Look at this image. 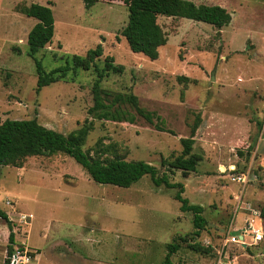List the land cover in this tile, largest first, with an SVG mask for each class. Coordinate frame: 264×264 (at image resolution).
Wrapping results in <instances>:
<instances>
[{"label":"rangeland","instance_id":"obj_1","mask_svg":"<svg viewBox=\"0 0 264 264\" xmlns=\"http://www.w3.org/2000/svg\"><path fill=\"white\" fill-rule=\"evenodd\" d=\"M188 1L220 6L231 20L216 29L158 16L166 44L151 61L131 52L120 36L127 22L120 0H97L87 9L82 0H0V123L35 119L66 135L87 120L84 151L94 155L99 144L108 157L154 166L158 175L183 185L182 196L203 208L206 221L191 238L192 214L180 212L176 189L156 187L148 176L128 188L103 185L67 155L36 156L19 168L0 167V210L11 222L15 247L40 249L48 259L49 245L65 243L86 264H161L166 245L183 236L210 251L196 253L181 242L171 256L174 264H264V239L224 246L230 230L246 221L264 233V220L252 212L264 205V0ZM32 3H50L53 16L51 43L36 55L42 69L101 45L95 63L102 67L112 57L122 67L104 77L101 88L122 94L123 107L132 113L134 95L151 123L138 116L132 124L93 119L92 69L36 91L26 44L36 21L19 11ZM197 115L192 153L201 159L183 177L167 162L181 154L180 139L189 137ZM8 234L0 218V264Z\"/></svg>","mask_w":264,"mask_h":264},{"label":"trees","instance_id":"obj_2","mask_svg":"<svg viewBox=\"0 0 264 264\" xmlns=\"http://www.w3.org/2000/svg\"><path fill=\"white\" fill-rule=\"evenodd\" d=\"M96 1L82 0L86 9L93 6ZM120 2L127 10V22L120 31V36L125 40L131 52L141 54L151 61L158 58L159 49L166 44V37L157 23L158 16L203 22L216 29L227 26L231 20L230 14L220 6L197 5L188 0H120ZM49 4L32 3L19 8L20 13L36 21L26 38L27 55L33 60L37 76L36 91H40L41 88L49 84L65 80L69 74H75L77 70L92 69L95 75L91 86L93 104L88 110V114L93 119L132 124L138 116L151 123L150 118L140 109L134 95L129 97V102L134 110L132 113L123 107L122 94L111 93L101 88L104 77L110 73L122 71L121 66L113 64L112 57H105L102 67L95 63V60L102 55L101 45L87 50L84 56H65L62 66L49 71L42 69L36 55L51 43L53 36V16ZM200 121V117L197 115L190 128L189 137L180 139L181 154L167 162L170 169L180 170L183 177L189 172H194L196 164L201 159L200 156L192 153L194 136ZM90 127V122L84 120L80 128L64 135L40 125L35 119H6L0 123V167L19 168L24 159L29 157L64 154L79 164L89 178L98 184L128 188L141 177L148 176L156 187L176 189L174 199L179 203L180 212L192 214L194 232L191 238L198 237L206 224L202 216L203 208L200 205L190 204L182 196L183 185L171 182L167 174L158 175L154 166L143 161H126L116 155L108 157L107 150L99 144L95 145L94 155H90L83 150ZM155 128L171 133L159 126H155ZM258 212L259 218L264 220V205L259 208ZM0 218L5 221L9 230L7 252L3 261V264H8L15 244L14 233L8 216L1 210ZM178 240L180 243H186L183 236H179ZM180 243L173 239L166 245L167 252L161 264H174L171 256L179 250ZM186 247L196 253L210 251V249H204L194 242L186 243Z\"/></svg>","mask_w":264,"mask_h":264},{"label":"built area","instance_id":"obj_3","mask_svg":"<svg viewBox=\"0 0 264 264\" xmlns=\"http://www.w3.org/2000/svg\"><path fill=\"white\" fill-rule=\"evenodd\" d=\"M7 205H10V203H6ZM253 215L259 218V212L256 210H252ZM28 216H24L23 218H27ZM29 218V217H28ZM248 224V226L246 225ZM247 226V227H246ZM241 237V239H240ZM247 238L253 243H259L264 239V233L259 232L258 230H255L252 227V224H250L246 221L244 227L242 228H234L230 230L228 233L227 238L224 241V246L228 243L230 244H245L247 245L248 243L246 242ZM33 251L27 247L25 244L20 245L18 247H13V251L10 255L9 258V263L8 264H28L32 258H33Z\"/></svg>","mask_w":264,"mask_h":264},{"label":"crops","instance_id":"obj_4","mask_svg":"<svg viewBox=\"0 0 264 264\" xmlns=\"http://www.w3.org/2000/svg\"><path fill=\"white\" fill-rule=\"evenodd\" d=\"M34 250L36 251V255L30 264H86V261L83 258H80V256L71 250V248L65 243H52L49 245V252H51V254L48 259L43 258V253L40 249ZM34 250L32 251L34 252Z\"/></svg>","mask_w":264,"mask_h":264},{"label":"water","instance_id":"obj_5","mask_svg":"<svg viewBox=\"0 0 264 264\" xmlns=\"http://www.w3.org/2000/svg\"><path fill=\"white\" fill-rule=\"evenodd\" d=\"M240 239H241V237H240ZM243 245V247H245V245L244 244H242Z\"/></svg>","mask_w":264,"mask_h":264}]
</instances>
